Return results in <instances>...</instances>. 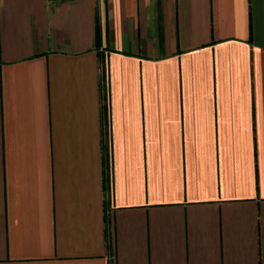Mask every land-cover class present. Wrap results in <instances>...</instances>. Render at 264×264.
I'll return each instance as SVG.
<instances>
[{
	"label": "crops",
	"instance_id": "obj_1",
	"mask_svg": "<svg viewBox=\"0 0 264 264\" xmlns=\"http://www.w3.org/2000/svg\"><path fill=\"white\" fill-rule=\"evenodd\" d=\"M0 264H264V0H0Z\"/></svg>",
	"mask_w": 264,
	"mask_h": 264
}]
</instances>
